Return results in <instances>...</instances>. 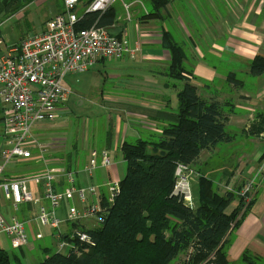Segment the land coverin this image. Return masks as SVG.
Returning <instances> with one entry per match:
<instances>
[{"label": "crops", "instance_id": "1", "mask_svg": "<svg viewBox=\"0 0 264 264\" xmlns=\"http://www.w3.org/2000/svg\"><path fill=\"white\" fill-rule=\"evenodd\" d=\"M23 2L26 4L19 8L18 5L21 6ZM122 2L129 5L130 21L125 20L122 4L116 2L117 4L114 3L116 21L108 31L111 35H119L120 39L130 42L139 39L141 51L134 59L126 56L113 60L118 64L109 75V91L101 93V104L105 103L109 112L108 119L113 128L109 127L106 132L101 133L96 143L101 147L96 149L95 146H88L83 150L82 158H79L78 153L74 154L78 149L75 146L66 154L64 136L60 135L58 130L39 127L36 132L34 131V136L46 140L44 158L40 159L33 153L31 159L15 161L13 168H19L7 173H24L22 176L38 173L44 169V161L50 166H64L78 172L89 160L91 150L105 149L113 163L110 168L98 169L89 179L80 172L76 175L77 186L87 184L99 186L98 198L102 200L106 195L105 184L110 179L119 181L122 179L119 176L117 161L121 156L119 148L122 142L134 141L147 136V133L159 134L162 121H155V117L160 113L172 114L177 108V101L173 105L171 100V90L175 91L181 87L177 83L175 88H171L172 81L164 76L169 62L168 52L162 47V39L165 38L183 49L186 56L184 64L192 76L190 83L196 87L198 95L203 99L213 98L231 105L230 113H227L226 129L234 138L229 143H224V147L228 149L232 147L231 157L217 169L220 172L219 178H211L218 185L220 194L224 192L223 187L240 193L245 184L253 179L264 156V134L252 136L248 133L255 116L264 113V74L247 82L238 78L240 74L244 77L250 75V63L256 56L264 57V0H169L161 10V16L153 19H141L148 12L144 0ZM197 5L203 7V13L194 12L193 8ZM32 7L38 9L30 11ZM50 7H56L52 14L46 12ZM118 8L121 9L120 13L117 12ZM36 11L42 12L46 18L40 30L29 33L32 25L30 17L35 16ZM62 11V0H0V35L2 27L12 21L14 22L11 26L17 35V40L11 44H6L0 36V46L5 44V47L0 49V55L8 46L18 43L28 35L43 32L46 23ZM22 19H25L26 24L21 27L17 23ZM142 67L145 69L143 77L121 75L132 68ZM230 74L234 76L228 79ZM64 111L65 108L60 115ZM3 115L0 105V150L4 144ZM233 131L241 133L240 140ZM237 143H241L242 146H236L241 147V150L236 152L237 148L233 149V146ZM219 150L221 149L217 145L211 151L200 153L198 159L200 173L202 167L207 168L208 162ZM208 172L209 176L213 173ZM193 181V185L196 184V192L194 196L192 194V208H195L198 204V189L197 183ZM29 190L34 198H39L38 205L22 204L13 210L10 204L1 200L0 212L4 216L7 214L6 218L15 214L24 223L26 234L32 242L49 239L54 243L57 252L52 230L41 226L36 219L40 205L48 208L47 202L41 198V188L31 183ZM87 202H95V197H89ZM72 204L79 209L82 208L77 199L65 201L56 210V216L64 221ZM236 205L235 200L228 206L226 213H230ZM94 223L93 219H88L80 222L78 227L89 230L96 227ZM41 227L47 229V233H42ZM61 231L68 235L71 223H63ZM225 254L230 264H264V170L253 180L250 201L244 207L238 224L230 233ZM14 264L20 262L17 260Z\"/></svg>", "mask_w": 264, "mask_h": 264}, {"label": "trees", "instance_id": "2", "mask_svg": "<svg viewBox=\"0 0 264 264\" xmlns=\"http://www.w3.org/2000/svg\"><path fill=\"white\" fill-rule=\"evenodd\" d=\"M92 1L78 0L76 28L96 26L108 31L116 21V8L112 5L104 12H84ZM144 1L148 12L141 19L160 17L161 10L169 2ZM162 47L169 57L164 76L173 82L171 88L181 84V88L175 90V112L155 117V121H162L159 134L150 133L145 138L124 141L120 145L125 174L119 181V195L100 225L89 230L81 228L92 238L93 245L74 241L76 252H53L34 264H230L225 247L246 206L244 197L225 189L220 194L218 185L200 173L197 164L202 151H211L234 138L226 129L231 105L213 98H201L190 83L192 76L184 64L183 49L165 38ZM249 74L252 77L264 74V57L256 56L251 61ZM233 76L230 74L228 79ZM248 133L252 136L264 134V113L255 116ZM177 165L195 168L198 172L195 208L189 207L174 192ZM22 175L25 174H5L11 178ZM235 200L236 207L226 213ZM104 202L105 197L103 205ZM74 227L78 224L71 223V228ZM0 264H14L2 249Z\"/></svg>", "mask_w": 264, "mask_h": 264}, {"label": "built area", "instance_id": "3", "mask_svg": "<svg viewBox=\"0 0 264 264\" xmlns=\"http://www.w3.org/2000/svg\"><path fill=\"white\" fill-rule=\"evenodd\" d=\"M116 2L122 4L125 20L130 21L129 5L122 0H93L84 12H104ZM62 3V13L50 19L43 32L28 35L20 42L8 46L0 55V105L4 113V144L0 150V198L10 204L13 210L22 204L38 205L40 200L33 197L29 184L39 186L41 198L47 202L48 208L40 205L36 219L41 226L52 230L57 253L68 254L69 251H77L74 241L92 246L93 240L79 227L71 228L66 238L61 225L65 222L79 224L88 219H93L96 226L100 225L108 208L119 195L117 179L105 184L104 205L103 199L98 198L99 186L76 185L78 172L89 179L98 169L113 165L108 151L91 150L89 160L78 172L64 166H50L44 161V169L40 172L11 178L5 176L6 168L17 160L31 159L33 153L40 159L44 158L47 146L34 136V128L39 123L54 122L59 118L71 96V91L63 83L67 75L85 73L101 61L119 60L126 56L134 59L141 51V46L139 39L132 42L118 39L103 27L77 29L78 0H62ZM263 170L264 156L253 179L238 193L244 197L245 204L250 201L254 178ZM192 172L185 165H177L174 172V192L191 208ZM224 189L232 191L226 187ZM89 197H95V202L88 203ZM73 199H77L82 208L72 204L66 219H59L56 210L63 202ZM1 235L9 240L13 249L28 245L24 223L15 214L6 218L0 212Z\"/></svg>", "mask_w": 264, "mask_h": 264}, {"label": "rangeland", "instance_id": "4", "mask_svg": "<svg viewBox=\"0 0 264 264\" xmlns=\"http://www.w3.org/2000/svg\"><path fill=\"white\" fill-rule=\"evenodd\" d=\"M55 8L50 7L46 12L52 14L55 11L54 10ZM33 9L37 10L38 8L32 7L30 8V11ZM193 10L194 12L197 13L204 12V9L201 5H197L196 7L193 8ZM46 12L44 11L45 14ZM117 12L120 13L121 9L118 8ZM45 18L46 17H44L42 12L41 13L37 12L35 16L30 17V22L32 25L30 27L31 31H29V33L37 32L38 30H40L43 26V21ZM13 22L14 21L7 23L1 29V35H0L2 37L1 40H5L6 44L7 43L11 44L15 40H17V35L13 27L11 26ZM17 24L20 25L21 27L24 26V24H26L25 19L20 20ZM3 47H5V44L0 46V49L2 50ZM117 64L118 63L115 61L98 62L85 73L67 75L63 83L71 91V96L69 101L65 104V111L54 122L39 123L38 125L35 126L34 131L36 132L39 127L40 128L46 127L48 129L52 128V130H58L59 134L63 135L64 138L66 139L65 142L66 152H67L66 154H69L71 149L75 146L78 149L77 152L76 151L74 152V154L78 153L79 158H82L84 154L83 150H85L88 146L90 147L95 146L96 149L100 148L101 146L97 145L96 143L98 142V138L101 136V133L106 132V130L109 127L113 128V126L110 125L111 121H109L108 119L109 112L106 110L105 107L106 105L105 103L103 105L101 104V100H102L101 93H106L109 91V87H110V82L108 80L109 75L112 73L111 70L113 69V67L117 66ZM144 73H145V69H143L142 67L139 69L132 68L128 72L127 71L123 72V74L121 75H124V77L137 78V77H143ZM238 78L239 80H243L246 82L247 80L250 81L255 79V77H252L251 75L244 77L241 74L238 75ZM178 86L181 87V84L178 83ZM171 91H172L171 100L173 101V105H175L176 104L175 91L173 89ZM169 92L168 94H170ZM233 132L236 134L237 139L240 140L242 137L241 133H237L236 131ZM149 134L150 133H147V136ZM142 138H145V136ZM38 140L40 143L44 145L47 144L45 139L44 140L38 139ZM60 141L64 142V140H60ZM127 141L132 142V140H127ZM236 146H242V144L237 143L235 146H233V149H235ZM231 148L228 149L224 147V143L219 144V149L221 150L217 151L214 157L211 159V161L208 162L207 168L204 166L202 167L201 173L205 174L209 178L211 177L219 178L220 172H218L217 169L224 164L225 160L231 157V150H230ZM239 150H241V147L237 148L235 151L237 152ZM117 161H119L118 164L119 176L123 177V175L125 174V164L122 161L121 156L117 158ZM13 166H14L13 163H10L6 168V173L12 170L15 171L19 168V167L13 168ZM199 166L200 165L198 163L197 168H199ZM192 171L193 172L190 177L192 179L191 180V186H192L191 189L193 192L192 194L194 196V192H196V184L193 185L194 184L193 180H195L196 182L198 174L195 172L196 171L195 168L192 169ZM208 171H211L213 173H211V175L209 176ZM5 216L8 215L6 214ZM40 230L44 234L47 233V229L45 228L41 227ZM0 249L5 250L8 253L10 260L12 262H17L18 260L20 264H34L41 262L43 261L44 258L47 257V254L55 252L54 243L51 240L45 239L42 241L32 242L31 239L29 238V235H28V246H26L23 249L22 248L13 249L9 243V240L1 235ZM174 264H178V263L174 262Z\"/></svg>", "mask_w": 264, "mask_h": 264}]
</instances>
